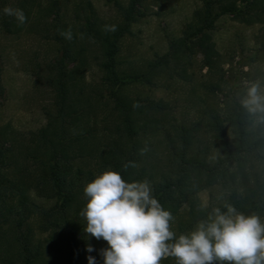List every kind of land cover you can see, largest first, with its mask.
<instances>
[{
    "label": "trees",
    "instance_id": "obj_1",
    "mask_svg": "<svg viewBox=\"0 0 264 264\" xmlns=\"http://www.w3.org/2000/svg\"><path fill=\"white\" fill-rule=\"evenodd\" d=\"M33 1L22 0L20 5L24 24L5 15L2 28L22 31L31 15V9L24 8L33 6ZM142 1L130 0L125 6L116 0L123 15L117 24L100 20L88 4L89 15L76 30L55 10L47 28L62 50L51 66L57 110L48 111L47 124L24 140L12 138L11 124L0 127V264H49L50 258L61 259L62 264H86L87 245L94 246L96 238L84 232L80 212L87 198L81 196L85 185L108 168L126 182L149 181L154 198L174 217L169 223L177 238L213 208L198 211V192L215 184L229 189L224 204L264 219V180L255 169L264 157V131L256 130L254 114L238 101L225 112L203 104L195 119L173 122L164 100L123 92L130 83L155 84L166 74L190 80V63L181 62V55L191 61L200 54L203 65L213 69L218 50L208 31L224 14L243 22L263 21L264 0H203L182 35L170 39L166 53L156 55L143 71L125 73L117 59L120 43L143 16ZM106 25H115L116 30L105 31ZM69 28L71 40L59 34ZM81 36L101 50L104 73L97 87L82 74L89 56L86 45L78 46ZM145 147L148 151L141 154ZM129 162L137 166L125 170L123 165ZM32 193L55 203L41 205ZM34 217L41 220L43 232L51 233L45 242L33 239ZM162 261L176 264L172 257Z\"/></svg>",
    "mask_w": 264,
    "mask_h": 264
},
{
    "label": "rangeland",
    "instance_id": "obj_2",
    "mask_svg": "<svg viewBox=\"0 0 264 264\" xmlns=\"http://www.w3.org/2000/svg\"><path fill=\"white\" fill-rule=\"evenodd\" d=\"M116 0H34L30 21L20 32H7L2 28L3 9L20 8L22 0H0V127L11 124L15 130L12 138L24 140L32 131H37L48 122L47 112H56V91L52 85L51 66L62 54L60 43L50 35L48 29L58 9L60 20L69 23L76 30L78 23L84 24L88 4L105 23L117 24L122 12ZM128 5L130 0H118ZM57 5H56V3ZM141 16L133 24V32L125 35L120 43L117 59L119 69L125 73L143 71L156 55L168 51L169 41L182 35L188 27L194 11L203 0H143ZM211 41L218 50L217 63L213 69L203 65V56L198 54L189 61L186 55L180 61L190 63V80L163 75L155 84L130 83L123 92L133 97L164 100L169 107L166 112L173 122H189L198 116L200 106L225 112L246 96L247 87L258 82L264 95V17L259 22H243L233 15L219 17L216 27L208 31ZM78 46L86 45L89 56L86 80L97 87L102 84L103 70L99 65L101 50L95 42L81 36ZM73 65L70 64V68ZM84 70V69H83ZM202 101V102H200ZM254 114L256 130L264 131V123ZM11 137V135H9ZM256 172L264 180V157L256 162ZM229 189L221 184L202 188L198 192L201 203L220 207L228 196ZM33 199L44 206H51L55 200H47L32 193ZM84 198V195L81 196ZM264 222V219L262 220ZM33 239L45 242L50 231L40 229L41 220H30ZM93 251L88 257L96 264H103L100 255L107 248L103 239L94 240ZM99 244V245H98ZM101 246V249H98ZM61 259L50 258L49 264H62ZM160 264H165L162 260Z\"/></svg>",
    "mask_w": 264,
    "mask_h": 264
},
{
    "label": "clouds",
    "instance_id": "obj_3",
    "mask_svg": "<svg viewBox=\"0 0 264 264\" xmlns=\"http://www.w3.org/2000/svg\"><path fill=\"white\" fill-rule=\"evenodd\" d=\"M3 14L15 17L18 25L26 22L22 9L5 7ZM116 26H105L115 31ZM67 40L73 38L71 28L60 30ZM261 85L251 83L241 105L252 114H261L264 123V95ZM135 106V105H134ZM147 147L140 153L147 152ZM136 167L133 162L123 165ZM86 204L80 216L86 222L84 232L107 242L100 250L103 264H160L162 258L172 257L176 264H264V222L256 213L245 214L231 204L213 207L186 234L170 230L172 213L165 210L152 195L149 181L126 182L121 174L105 169L84 187ZM208 204L201 203L204 212ZM89 252L93 247L87 245ZM88 264H96L88 257Z\"/></svg>",
    "mask_w": 264,
    "mask_h": 264
}]
</instances>
